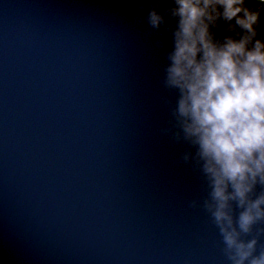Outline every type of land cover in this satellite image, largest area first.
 <instances>
[{
	"label": "water",
	"instance_id": "95a60500",
	"mask_svg": "<svg viewBox=\"0 0 264 264\" xmlns=\"http://www.w3.org/2000/svg\"><path fill=\"white\" fill-rule=\"evenodd\" d=\"M139 3L0 0V264H229Z\"/></svg>",
	"mask_w": 264,
	"mask_h": 264
},
{
	"label": "clouds",
	"instance_id": "9594fccd",
	"mask_svg": "<svg viewBox=\"0 0 264 264\" xmlns=\"http://www.w3.org/2000/svg\"><path fill=\"white\" fill-rule=\"evenodd\" d=\"M137 20L170 37L160 132L201 182L189 207L229 264H264V0H140Z\"/></svg>",
	"mask_w": 264,
	"mask_h": 264
}]
</instances>
